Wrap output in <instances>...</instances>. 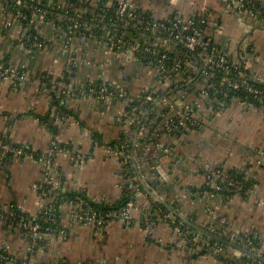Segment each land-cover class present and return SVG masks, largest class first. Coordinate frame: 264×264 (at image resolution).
Returning <instances> with one entry per match:
<instances>
[{
    "label": "built area",
    "instance_id": "2783aa9c",
    "mask_svg": "<svg viewBox=\"0 0 264 264\" xmlns=\"http://www.w3.org/2000/svg\"><path fill=\"white\" fill-rule=\"evenodd\" d=\"M176 1L169 0L172 4ZM223 1L237 15L241 29L264 24V0L259 4L254 0ZM0 13L4 29H11L15 23L20 25L17 44L31 52L51 46L45 29L49 24L54 25L59 52L67 57L64 75L55 78L46 73L32 75L24 63L13 66L0 51V84L4 81H10L15 87L34 84L50 103L53 94H57L67 100L117 102L123 106V114L118 118L120 134L108 141L118 142L102 146L93 136L90 145L91 150H106L107 157L118 166L121 188L134 195V200L126 207L110 211L94 206L110 203L106 199L60 196L67 178L57 167L59 157L65 155L82 168L91 161L93 151L85 153L81 148L60 147V129L71 125L72 120L80 123L75 117L64 119L56 107H53L51 119L57 132L50 129L49 123L37 119L47 128L51 138L43 153L35 152L30 144H15L10 136L0 134V170L15 160L20 163L32 160L42 169L41 179L33 188L40 200L39 211L33 216L37 222L27 223L13 212V205L0 210V226L33 238L28 246L29 256L15 257L5 243L0 250L3 251L0 264H48L43 256L37 257V249L45 251L53 240L68 237L67 229L52 227L61 217L69 218L73 228L87 226L97 234L112 222L127 226L140 224L151 241L156 237L157 226L164 223L172 230L171 246L188 257L204 254L241 259L249 256L228 245L224 247L216 240L211 242V238L189 227L179 211L163 213L160 205L169 203L166 192L155 187L157 181L164 186L177 179L166 173L167 180L162 171L163 159L174 150L172 141H180L204 129L236 101L245 107L264 108V78L247 69L246 52L241 47L237 50L221 45L207 34L210 20L206 10L157 17L134 0H0ZM76 41L101 44L125 57L127 62L136 59L148 70L151 82L138 95L131 94L126 85L117 86L106 80L76 82L73 74L78 60L72 55ZM66 74H72L68 81ZM15 120L9 118L10 122ZM175 162H179L178 157ZM254 167L250 162L230 170L222 165L204 166V187L213 191L204 193L211 194L215 208L229 205L236 195H244L245 184L253 179ZM254 192L255 188L250 189L247 197ZM207 211L211 220L203 228L264 258V244L255 232H240L215 210ZM41 218L51 225L45 231H41L38 223ZM15 220L16 223L11 222ZM259 264L264 263L259 261Z\"/></svg>",
    "mask_w": 264,
    "mask_h": 264
},
{
    "label": "crops",
    "instance_id": "0c3cea01",
    "mask_svg": "<svg viewBox=\"0 0 264 264\" xmlns=\"http://www.w3.org/2000/svg\"><path fill=\"white\" fill-rule=\"evenodd\" d=\"M134 2L157 17L206 10L210 20L207 34L217 43L237 50L245 36L246 30L237 24V15L223 0H177L174 4L169 0ZM3 21L0 13V51L13 66L24 63L32 75L46 73L55 78L64 75L67 57L59 52L54 25L49 24L45 29L51 46L31 52L17 44L20 27L14 25L6 30ZM257 27L262 29L249 35L241 47L246 52L247 69L264 78V24ZM72 55L78 60L74 75L78 83L106 80L117 86L126 85L131 94L138 95L152 80L148 70L136 59L127 62L125 57L101 44L76 41ZM50 104L49 98L34 84L15 87L9 81L2 82L0 134L10 136L15 144H30L35 152L43 153L51 138L37 117L46 115L51 110ZM69 108L76 113L80 126L72 124L60 129L58 141L86 153L93 151V156L82 168L65 155L59 157L57 167L67 178L64 188L82 190L94 200L117 202L126 190L116 177L118 166L103 149L90 150V143L95 133L107 142L119 136L118 118L123 114V106L117 102L70 99ZM29 113L32 115L28 116ZM11 117L16 120L10 122ZM219 134L223 136L216 139ZM172 143L174 150L163 163L165 172L177 179L167 184V201L176 203L179 213L203 227L211 220L207 211L211 208L238 231L255 232L264 244V108L245 107L236 101L210 126ZM176 157L179 162L173 163ZM245 162L255 166L252 176L257 182L255 192L248 197L236 195L229 205L215 208L211 194L202 192L204 166L222 165L230 170ZM41 172V167L32 160L6 164L0 170V210L16 205L31 217L37 214L40 202L33 188L41 179ZM61 224L69 231L68 237L53 240L45 251L37 249V257L43 256L48 264H227L212 256L188 257L172 247V234L164 223L157 226L152 241L146 238L140 224L127 227L114 222L99 235L87 226L73 228L67 217L62 218ZM30 241H33L31 236L9 232L0 226V250L6 243L15 257L26 258Z\"/></svg>",
    "mask_w": 264,
    "mask_h": 264
},
{
    "label": "trees",
    "instance_id": "16d2710c",
    "mask_svg": "<svg viewBox=\"0 0 264 264\" xmlns=\"http://www.w3.org/2000/svg\"><path fill=\"white\" fill-rule=\"evenodd\" d=\"M103 2H106V1H108V0H102ZM254 1H256V3H262L263 2V0H254ZM73 75H75V74H73ZM65 77H66V81H68L69 80V78H71L72 77V74H66L65 75ZM263 89H264V86L262 87ZM69 101L70 100H67V99H65V97L64 96H59L58 97V95L57 94H53V99H52V103H51V110L46 114V115H43V116H39L38 115V119L41 121V123H49V125H50V129L51 130H53V131H55V132H57V129H56V127L52 124V119H51V114L53 113V107H56V108H58V110H61V112H62V117L64 118V119H67V118H69V117H75L77 120H78V117H77V115H76V113L73 111V110H71L70 108H69ZM58 110H56V111H58ZM28 116H30V115H32V113H29V114H27ZM79 121V120H78ZM80 123V122H79ZM94 137H96L98 140H99V142H100V144L102 145V146H107L108 144H114V143H117L118 141L117 140H115V141H113L112 143L110 142H107V141H105V140H103V138H102V136L101 135H99V134H97V133H95L94 134ZM121 138H123V137H121ZM60 147L62 148V149H69V148H71L70 146H68V145H64V144H60ZM39 153V152H38ZM40 154V153H39ZM232 173H234V172H232ZM163 185V183H161V182H156L155 183V187H157V188H161V186ZM256 185H257V182L254 180V179H251V181L250 182H247L246 184H245V188H244V190H243V193H244V195L245 196H247L248 195V191L250 190V189H253V188H255L256 187ZM207 191H210V192H213V191H211L210 189L208 190L207 189V187H203V189H202V192H207ZM77 195H80V196H82V197H84V198H87L88 197V195H87V193L86 192H84V191H82V192H79V191H71V190H64V188L60 191V196L62 197V196H65V197H68V198H70V199H73L75 196H77ZM132 200H134V195H133V193L131 192V191H129V190H125V192H124V194H123V196H122V198L120 199V200H118L117 202H110V203H106V205H102V206H99V205H94L96 208H98V209H102V210H104V211H110V210H114V209H121V208H124V207H126L127 205H128V203L129 202H131ZM169 204V203H168ZM168 204H161L160 206H161V209H162V211H163V213H167V212H172V211H177L178 209H180L177 205H176V203L175 204H173L172 206L171 205H168ZM14 207H13V212L14 213H16L18 216H20L21 218L23 217V218H25L26 219V221H27V223H31V222H37V220H35V218L32 216H29V215H27V214H25V213H22L21 212V210L16 206V205H13ZM169 207H171V210H170V208ZM57 208H58V206H57ZM148 210V209H147ZM146 210V211H147ZM179 220H181L180 218H179ZM192 220H193V222H196L193 218H192ZM191 220V221H192ZM61 221H62V217L61 218H59V220H58V222H57V224H54L52 227L53 228H57V229H62V224H61ZM12 223H16L17 222V220H15V221H11ZM38 223L40 224V226H41V231H45L47 228H49V227H51V225H49L48 223H46L45 222V220L43 219V218H41V219H39L38 220ZM194 230V229H193ZM12 231H14V230H12ZM211 242H215V240H210ZM219 244H221L222 246H224V247H226L227 245L226 244H223V243H221V242H219ZM257 244H258V242H257ZM259 246V245H258ZM260 247V246H259ZM1 253L3 252V251H0ZM204 254H199V255H196V256H193V258H197V257H200V256H203ZM221 260H223V261H225L227 264H259V261L258 260H255L254 258H252V257H250V256H244V257H242L241 259H235V258H232V257H226V258H220ZM59 264H66V263H64V262H62V263H59Z\"/></svg>",
    "mask_w": 264,
    "mask_h": 264
},
{
    "label": "water",
    "instance_id": "95a60500",
    "mask_svg": "<svg viewBox=\"0 0 264 264\" xmlns=\"http://www.w3.org/2000/svg\"><path fill=\"white\" fill-rule=\"evenodd\" d=\"M258 29H262V28H261V27H254V28H251V29H248V30L245 31V36H244L243 40L241 41V43L239 44V48H238V50L240 49V47H241V45L243 44V42L247 39V37H248L249 35H251L255 30H258ZM241 63H242V65H243V62H241ZM162 203H163V204H166L165 202H162ZM181 218L183 219V221H184L189 227H191V228L194 229L195 231L200 232L201 234H203V235H205V236H207V237H209V238H211V239H213V240H216V241L221 242V243H223V244H226V245H228V246H230V247H232V248H235V249H237V250H239V251H241V252H243V253H245V254L251 256L252 258H254V259H256V260H258V261L264 263V258H262L261 256H259L258 254L254 253V252H251V251H249V250H247V249H245V248H242V247H240V246H238V245L232 244L231 242H228V241H226L225 239L220 238V237H218V236L212 234L211 232H209L208 230H206V229L203 228L202 226H200V225H198V224H196V223L190 221L188 218H185V217H181Z\"/></svg>",
    "mask_w": 264,
    "mask_h": 264
},
{
    "label": "rangeland",
    "instance_id": "374dc122",
    "mask_svg": "<svg viewBox=\"0 0 264 264\" xmlns=\"http://www.w3.org/2000/svg\"><path fill=\"white\" fill-rule=\"evenodd\" d=\"M3 24H4V23H3ZM14 25H18V26L20 27V25H19L18 23H15ZM14 25H13V26H14ZM20 32H21V29H20L19 32H18L17 38L19 37ZM53 42H56V41L53 40ZM224 45H225V44H224ZM232 48L236 49L235 47H232ZM241 49H242V47H241ZM11 65H12V64H11ZM9 82H10V81H9ZM10 83H11V82H10ZM119 104H120V103H119ZM251 108H253V107H251ZM258 109H259V108H258ZM260 109H261V108H260ZM221 114H223V113H221ZM221 114H220V115H221ZM217 118H218V117H217ZM217 118H215L213 121H211L210 123H208V125L210 126V125H211V124H212ZM72 124H75L77 127L80 126V124H78L77 122H75V120H72L71 125H72ZM222 136H223V135H222ZM222 136H221V134H219L218 136H216V139H220V137H222ZM90 150H91V145H90ZM103 150H104L103 152H104L105 155L107 156V154H106V150H105V149H103ZM85 153H86V152H85ZM165 159H166V158L163 159L164 162H165ZM15 161H16V162H19L18 160H15ZM162 171H163V174L165 175V178H166L167 180H169L168 177H167V174H166L165 170L162 169ZM116 177H117V179H118L117 174H116ZM118 181H119V179H118ZM119 184H120V183H119ZM119 184H118V185H119ZM161 188H162V190L165 192V191H167L168 185L166 184V185L162 186ZM34 193H35V192H34ZM39 202H40V200H39ZM35 215H36V214H35ZM112 223H114V222H112ZM112 223H111V224H112ZM119 223L123 224L122 222H119ZM123 225H124V224H123ZM109 226H110V225H109ZM109 226H108V227H109ZM124 226H127V225H124ZM166 226H167V225H166ZM108 227H107V228H108ZM127 227H129V226H127ZM167 227H168V226H167ZM168 228H169V227H168ZM169 229H170L171 234H172V230H171V228H169ZM99 234H101V233H98V235H99Z\"/></svg>",
    "mask_w": 264,
    "mask_h": 264
}]
</instances>
